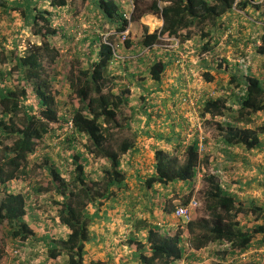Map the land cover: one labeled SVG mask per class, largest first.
I'll return each mask as SVG.
<instances>
[{"label": "trees", "instance_id": "obj_1", "mask_svg": "<svg viewBox=\"0 0 264 264\" xmlns=\"http://www.w3.org/2000/svg\"><path fill=\"white\" fill-rule=\"evenodd\" d=\"M82 1L93 7L100 20L103 18L110 23L113 35L126 31L130 22L147 13L157 15L162 24L152 32L148 24H141L138 38L121 40L117 35L116 42L112 37L102 40L96 31L83 32L77 40L85 42L86 47L74 51L76 57H85L87 62L76 71H69V99L66 104L60 98V91L53 88V79L45 71V59L54 63L60 45L73 38L76 31L70 34L69 28L57 18L62 11L72 12L69 5L74 1L49 0V8H31V3L23 7L20 2L16 5L0 0L1 15L11 19L12 13L22 7L23 17L29 23L32 35L37 38L35 42L29 41L25 51L19 54L15 46L9 49L5 45L6 37L0 29V225H7L9 237L26 240L34 234L29 223L37 225L49 217L52 225H62L65 230L60 238L52 239L58 245L48 249V257L64 255L65 264H83L84 246L92 240V218L88 207L94 206L96 201L102 204L115 194L114 187L126 184L122 162L125 155L134 149L133 141L127 138L113 143L115 130L122 126L119 117L121 107L132 100V95L123 86L136 84L142 93L153 88L158 93L161 82L169 77L170 83L164 90L168 93L165 97L168 113H178L167 115L174 131L169 127L168 132L156 136L165 144L171 140L178 142L181 153L180 149L166 151L155 147L152 142H146L145 147L153 152L149 159L151 173L145 170L141 175L139 171L138 178H144V188L178 182L181 186L178 189L183 194V189L191 192L195 180L202 175L203 207L192 211L191 220L184 225L187 235L179 227L180 220L176 221L173 231L164 234L158 230V222L152 224L138 219V224L133 226L137 230L141 226L147 229L145 242L134 234L128 242L134 251L140 252L138 259L142 264H174L179 261L183 258L182 239L194 249L210 244L215 246L220 258L217 264H252L241 262L239 255L246 253L253 244L264 248V213L255 200L264 193L260 191L258 196L252 191L254 198L248 197L243 203L238 200L237 189L230 188L226 183L224 185L225 181L220 180L226 171H218L216 165L209 166L217 159L210 161V149L207 148L206 152L199 150L197 132L189 136L192 115L187 114L181 104V98L195 92L189 83L188 67L178 50H165L160 47V42L174 37L179 42L178 49H181L187 40L195 36L193 31L197 27L199 33L194 55L212 53L213 44L218 41V38L212 41L214 33L228 28L222 24L224 14L233 8L244 10L249 4H253L256 10L260 6L254 4V0H132L134 9L128 19V9L118 0ZM143 4L146 5L144 9L141 8ZM90 6L88 14H92ZM260 11L263 25L260 38L264 43V8ZM114 43L122 48L121 55L127 54L124 58H115V52L119 50L113 47ZM156 44L158 47H154ZM254 50L264 56V45ZM225 59L222 58L219 63L215 60L218 70ZM229 66L233 72L228 83L221 85L220 89L214 87L211 91L195 92L198 94L196 107L203 129L205 121L212 120L217 129V143L246 150L261 148L264 119L259 114L264 111V63L255 72H251L250 66L243 69L241 63L235 60L226 67ZM144 76H148L149 80L142 79ZM121 77L125 78L126 84L117 79ZM203 77L207 81L213 78L209 72H203ZM179 91H183V96H172ZM27 99L32 100L30 105H25L24 100ZM142 99L140 95L138 100ZM259 118L262 121L258 122ZM176 126L180 131L176 130ZM151 132L155 136L156 131ZM42 143L44 152L40 155V162H37L35 154ZM205 143L207 146V136ZM92 162L95 163L92 165ZM146 163L149 164V161ZM39 169V173H45L48 183L44 184L38 177ZM142 195L140 191L133 200L138 204L143 199ZM190 196V193L187 194L181 204H187ZM127 197L130 198L129 194ZM135 204L130 205L133 211ZM165 205L172 209L166 202ZM240 214L245 219L242 225L238 221ZM19 251V248H14L11 253L16 257Z\"/></svg>", "mask_w": 264, "mask_h": 264}, {"label": "rangeland", "instance_id": "obj_2", "mask_svg": "<svg viewBox=\"0 0 264 264\" xmlns=\"http://www.w3.org/2000/svg\"><path fill=\"white\" fill-rule=\"evenodd\" d=\"M73 3H70L72 6L70 9L72 12L65 13L61 12L59 14L60 16L57 18V20L62 23V25L67 26L69 28L70 34L77 29H81L84 34L95 32L99 35V37L104 40L106 37H112L113 41H118L117 35L120 34H114V29L103 18H100L95 14L93 7H91L89 4L84 3L82 0H73ZM127 1V0H126ZM150 1H147L149 3ZM254 4H258L260 6V9L256 10L254 9L253 4H249L244 10H240L237 8H233L232 11H228L226 14H224L221 18L223 20L222 24H226L228 26L227 29L223 32V28H221L219 31H216L214 33V38L212 41L215 40L218 41L213 44L214 50L212 53L209 52H203L201 55L195 56L194 55V49L197 44L196 37H198L199 29L195 27L193 33L195 36H192L191 39L187 40L184 43V46L181 49L179 48V42H167L162 40L163 42H160L161 48H166L165 46L170 45L167 47L168 49L172 50H179L184 56L183 63L186 64L188 67V76H189V83L192 86V90L195 92L203 91H211L214 90L212 88H219L221 85H225L228 83L229 76L231 72H233L230 69V66L227 68L226 66L231 61H238L241 63V66L243 69H245V66L251 67V72H255L258 69L261 68L262 64L264 63V56L258 54L254 48L259 45H264L262 38H260V35L263 31V25H262V17H261V11L264 8V0H254ZM128 3V1H127ZM45 7L49 8L48 3ZM91 7L92 14H88V7ZM123 6V5H122ZM124 7H126V4H124ZM146 7L145 4L141 6L142 9ZM22 7H19L17 11L13 12V19L8 17L7 15H1V9H0V29L2 31V34L6 37L5 39V45L9 47V49L16 48V52L21 54L25 51V48L27 47V43L35 42L37 41V38L32 35L30 31V25L29 23L24 19V15L22 13ZM32 10V9H31ZM28 13L29 10H27ZM33 11H31L32 13ZM155 19V20H154ZM159 21V22H158ZM141 24H148L149 31H153L157 28H159L162 24V20L155 14L147 13L143 15L139 20L132 21L129 26L128 30L124 32L126 37L130 38H138ZM160 24V25H159ZM223 26V25H222ZM197 33V34H196ZM13 35V36H12ZM15 35V36H14ZM82 36V35H81ZM13 37V38H12ZM12 38V40H11ZM238 38V39H237ZM117 39V40H116ZM227 40V41H226ZM77 41V42H76ZM75 43L77 46L75 47ZM86 47V43L80 40L75 39V36L73 34V38L70 40H67V43L64 42L62 45H60V50L58 51V57L56 58L55 62L53 63L50 60L45 59L46 62V73H48V76H51L53 79V88L59 90L60 98L68 104V86H69V80L67 78L69 71L71 70H77V68H81V66L85 65L87 60L85 57H76V53L74 50L77 48L84 50ZM158 45L156 44V46ZM59 48V47H58ZM184 49H187V51H183ZM121 50L118 51V54L121 55ZM166 50V49H165ZM129 54V53H128ZM123 55V54H122ZM127 54H125L126 56ZM222 58H226L223 63H221V67L218 70L217 65L215 64V60L217 63L221 62ZM183 64V65H184ZM76 67H75V66ZM74 67V68H73ZM73 68V69H72ZM215 68V69H214ZM247 68V67H246ZM116 72H118L117 69H115ZM219 71V72H218ZM203 72H209L212 75V81H207L203 77ZM118 74V73H117ZM186 74V72H184ZM235 74H239L238 71H235ZM15 76V75H14ZM15 78V77H13ZM120 82H123V84H126L125 78H117ZM142 79L149 80L148 76H144ZM141 79H139L140 82ZM119 82V84H120ZM170 83V78L164 79L161 84L159 85V92L155 93L154 88L150 90V92H141L139 91V88L136 84H129L124 85L123 88H126L128 90V93L132 95V100H128V102L121 107V110L119 112L120 122L122 124L121 128H118L115 130V141L113 143H118L123 138H127L133 141L134 149L131 153H128L124 157V161L122 162V165L125 169V175L128 178V175L132 174V163L131 160L133 159L132 156H137L135 159H143V163H140L139 160H136L135 163H138V168L143 169L145 172L146 167V161H148L151 156L149 155L148 148L143 147L140 148L139 145H142V142H152L155 147L163 148L164 150H172L175 152L176 150L180 149L181 153V147L178 142H171L165 144L162 139H158L156 136L158 133H166L169 131V127H171L174 131L173 123L169 122V118L167 115H173L177 114V112L171 114L168 113V105L166 102V92L164 90L167 89V85ZM157 91V90H156ZM171 93V89L169 90ZM154 92V93H153ZM142 95L143 99L138 100L139 96ZM172 95V94H171ZM173 97L179 98L180 96H183V91H179L176 94L172 95ZM138 98V99H137ZM171 98V97H169ZM166 102V107L163 106L164 101ZM32 100L27 99L24 100L25 105H30ZM170 103V102H169ZM153 107H152V106ZM134 106V107H132ZM155 107V108H154ZM151 109V111H150ZM156 110V113L154 112ZM185 112L188 114V108L184 106ZM159 114V115H157ZM260 118L264 117V111L259 114ZM190 117V116H189ZM173 118V117H172ZM209 118V116H208ZM260 118L257 120L258 122L262 121ZM218 120V118H216ZM263 119V118H262ZM178 124V121L175 120ZM193 120L190 117V123H192ZM214 121L212 120H206L205 121V130L203 129L204 134L207 136V148L211 146V142L215 139V135L217 132L216 127L213 126ZM155 130V136L151 131ZM176 130L180 131L178 126H176ZM172 131V134H173ZM138 133L139 135H136ZM136 135V136H135ZM187 136V135H186ZM260 137L264 139V134H260ZM40 144L37 147L36 151V160L37 162H40V155L42 152H44V148ZM264 152H262L263 154ZM209 152V158H212L210 156ZM261 160L263 161V156L261 157ZM95 162H92V165ZM210 169V168H209ZM38 173V177L42 179V182L44 184L48 183V178L46 177L45 173ZM226 173L224 176H227L228 171L230 169L226 168ZM48 173V171L46 172ZM141 173V175H142ZM202 174V173H200ZM200 177L195 180L193 184V189L191 192V197H194L197 199L199 205L197 208L203 207V201H202V190L204 189V183H202V175H199ZM222 176V177H224ZM187 184L183 185L182 187L186 186ZM142 186L145 187L143 182H133L130 183L129 179L126 182L123 187L115 188L114 192L119 193L123 191H127L130 195L129 197H121L119 201L114 199L111 201V204L115 205L117 204L116 210L121 212L122 208H127L129 205L135 204L136 202L133 200L134 197H138L139 192L142 189ZM171 187L172 190H177L178 188H181V186L178 184V182H174L171 184H168V186H163L160 184H156L155 188H151L150 190L145 191L143 199H141L140 203L143 204L145 200L149 201L151 205H155L159 202L161 198V192L165 190L167 187ZM160 187V188H159ZM137 191V192H136ZM187 190L185 189L183 195L180 198H177L176 200L173 199H167L166 203L169 205V207L173 208L181 204L182 201L186 198ZM120 195V194H118ZM117 195V196H118ZM141 195V193H140ZM1 198V197H0ZM172 198V197H171ZM126 199V200H124ZM106 202L108 201L105 200ZM102 201V204L105 202ZM97 204L102 206L99 201H97ZM138 207H141L140 204H135ZM107 211L104 215V219L102 221H107L109 219H112L110 222L116 221L117 225L123 224L124 218L123 214H120L116 211H114V206H107ZM173 214V211H171ZM204 214H199V216H202ZM254 215L251 216V218ZM174 217V216H173ZM242 221H245L243 215L240 216ZM175 218V217H174ZM45 219H49V217H45ZM177 221V219L175 218ZM108 222V221H107ZM99 223V222H98ZM7 225H0V232L2 233L4 230H6ZM100 228V227H99ZM183 233L186 235L188 234L186 226H183L182 228ZM0 233V235H1ZM102 231L97 229V232L93 234V237L97 240L101 237ZM108 235V234H106ZM6 244L4 243L3 237L0 236V253L4 252V249L6 248ZM18 247H13L8 249L9 252L6 251L4 253L3 263L0 262V264H11L9 258H14L15 256L11 253V250ZM20 249V248H19ZM20 254V251H19ZM2 256V255H1ZM241 262L243 260H240ZM9 262V263H8ZM233 264H239L238 262Z\"/></svg>", "mask_w": 264, "mask_h": 264}, {"label": "crops", "instance_id": "obj_3", "mask_svg": "<svg viewBox=\"0 0 264 264\" xmlns=\"http://www.w3.org/2000/svg\"><path fill=\"white\" fill-rule=\"evenodd\" d=\"M6 1L10 4H16L20 2L21 4L19 5H23V7L31 3V8L35 6L45 7L47 5L46 3L49 2V0ZM262 118L264 119V117ZM136 135L139 134L136 133ZM216 138L217 134L215 135V139ZM215 139L211 142L209 151L211 154L210 156H212V158H210V161H213L214 159H217V161L212 162L209 166L212 168L216 165L218 171L224 170V172L227 171L226 168L230 169L227 176L220 178L221 181H225L224 185L226 183L230 186V188L237 189L236 194L238 195V200L242 201L243 203H245V200L248 199V197L254 198L252 191H254L255 193L257 192V194H259L260 191L264 193V153L262 154V152H264V139L260 137V140L263 142L261 148L258 147L251 150H246L238 147H226L222 143H217ZM145 143L146 142H142V145H140L141 149L145 147ZM147 151H149V155L152 157V150L148 148ZM262 156L263 161L261 160ZM136 157L137 156H132V174L128 175V178L126 177L125 183L128 181V179L131 184L133 182H135L136 184L137 182H143L144 178L139 179L138 175L144 170L138 168V163H135L136 160H139L140 163H143V159H135ZM148 161L149 164L145 163V170H147V172L150 174L151 170L149 169V166L151 160ZM155 186L156 184H154L150 188L142 187V197L145 196V191L150 190L151 188H155ZM181 191V189H178V191L172 190L169 186L161 192V198L158 203H156L155 205H151L147 200H145L143 204L139 202L141 207L136 206L134 208L135 211L132 210L133 206L129 205L126 208V205L124 204L121 212H118L116 210L117 204H111V201L114 199L119 201L118 198H120L121 200V197H127L129 193L123 190L122 192H119L120 195H118V193H115L111 198L108 199L107 202L105 201L102 206L98 205L97 201L95 202L96 204L94 206L90 205L88 207V212L90 213V216L92 218L90 224L92 240L86 243L84 246L86 253L84 254L83 264H142L138 259V254L140 252L134 251V248L128 241L131 235L134 234L138 235L141 241L145 242L147 229L144 226H141V228L137 230L136 227L134 228L133 224L136 226L138 224V219H144L152 224L156 222H158V224H163V227L159 226L158 230L164 234H168L173 231L176 220L173 217V214L171 212L172 210H170L165 205V202L169 198L173 200L180 198L183 195ZM184 191L185 189H183V193ZM259 197L260 198H256L255 200L257 205L262 207L264 213V194L260 195ZM107 206H114V211L123 214V224L117 225V222L114 220L113 222H110L112 219L107 220L108 222L102 221L105 218L104 215L106 214ZM240 216L241 214L238 217V221H240L239 224L242 225L245 221L240 220ZM29 226L34 231V234L26 240H19L18 238L9 237L7 234V228L2 233L0 232V236L3 237L4 243L6 244L4 252L0 253V262H4L2 257L4 256V253H6V251L9 252V247L13 248L18 246V248H20V254H18V256L14 258H9L12 259L10 260L11 264H65L64 255H59L56 258H49L47 254L48 249L52 245H58V242L56 241V243H54L52 239L60 238V236H62L61 233L64 232L65 228L62 225L58 224L52 225L49 222V219H44L43 223H38L37 225L36 223L30 222ZM97 229L102 231L99 240L93 238V234L97 232ZM252 246L258 247L257 244H253ZM216 249L217 248L215 246L210 244L207 246L195 248L194 252L187 251L183 255L185 259L184 261L182 260V263L217 264L220 261V258L216 253ZM223 262L227 263L225 260ZM243 262L252 264H264V254H257L253 257L251 256L249 258H246ZM176 263L177 261L174 264Z\"/></svg>", "mask_w": 264, "mask_h": 264}, {"label": "built area", "instance_id": "obj_4", "mask_svg": "<svg viewBox=\"0 0 264 264\" xmlns=\"http://www.w3.org/2000/svg\"><path fill=\"white\" fill-rule=\"evenodd\" d=\"M118 1L120 3L126 4V9H128L127 11L129 12L128 14L127 13L126 14H127L128 19H129L130 14H131L132 10L134 9L133 1L127 0L128 3L126 0H118ZM124 32L120 33V35H119V38L121 40L126 38V35L124 34ZM82 34H83V31L81 29H77L76 32L74 33L75 39L77 40V38L81 37ZM162 40L167 41V42L168 41L169 42H172V41L178 42L177 39L174 37L164 38ZM169 46L170 45H167L165 47L167 48ZM113 47L120 50L118 43H114ZM166 48H164V49H166ZM177 52H179V50ZM179 55L181 56V58L184 61L185 58H184L183 54L181 52H179ZM124 57H125L124 55L118 54V51L115 52V58L116 59H118V58L122 59ZM197 99H198V94H196L195 92H191V94L188 93L185 97L181 98V104L184 105L185 107H187L188 108V114L192 115L193 122L191 123V126L189 127V136H191V135H193V133L197 132L199 150L206 152V150H207V146L205 143L206 134H204V132H203L202 120H201L199 114L197 113V107H196ZM255 194H257V192ZM198 205H199V203H198L197 199H195L194 197H191L187 204H178L174 207L173 216L177 220H180V222H181V225L179 226L180 228H183V226L186 225V223L191 220L192 211L194 210V208H197ZM159 225L161 227H163L162 224H159ZM182 249H183V255L189 250L195 251L192 246H189V244H187V243L185 244L183 239H182ZM14 253H15V251H14ZM257 253H264V248L250 246L247 249V252L241 253L239 255V257H240V260L244 261L246 258L251 257V255L256 256ZM184 259L185 258L183 257L182 259L177 261L176 264H182ZM233 259L234 258H232V260Z\"/></svg>", "mask_w": 264, "mask_h": 264}, {"label": "clouds", "instance_id": "obj_5", "mask_svg": "<svg viewBox=\"0 0 264 264\" xmlns=\"http://www.w3.org/2000/svg\"><path fill=\"white\" fill-rule=\"evenodd\" d=\"M119 2V1H118ZM120 3V2H119ZM121 4H123V3H121ZM123 6H124V4H123ZM131 23V22H130ZM246 67V66H245Z\"/></svg>", "mask_w": 264, "mask_h": 264}, {"label": "bare ground", "instance_id": "obj_6", "mask_svg": "<svg viewBox=\"0 0 264 264\" xmlns=\"http://www.w3.org/2000/svg\"><path fill=\"white\" fill-rule=\"evenodd\" d=\"M155 20V19H154ZM159 22V21H158ZM160 25V24H159Z\"/></svg>", "mask_w": 264, "mask_h": 264}]
</instances>
